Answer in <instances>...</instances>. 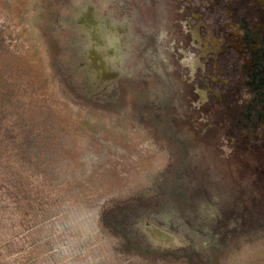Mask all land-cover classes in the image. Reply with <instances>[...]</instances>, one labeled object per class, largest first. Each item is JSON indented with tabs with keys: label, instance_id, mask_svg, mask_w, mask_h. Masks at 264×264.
Returning a JSON list of instances; mask_svg holds the SVG:
<instances>
[{
	"label": "rangeland",
	"instance_id": "rangeland-1",
	"mask_svg": "<svg viewBox=\"0 0 264 264\" xmlns=\"http://www.w3.org/2000/svg\"><path fill=\"white\" fill-rule=\"evenodd\" d=\"M140 9L0 0V264H264V0Z\"/></svg>",
	"mask_w": 264,
	"mask_h": 264
},
{
	"label": "bare ground",
	"instance_id": "bare-ground-1",
	"mask_svg": "<svg viewBox=\"0 0 264 264\" xmlns=\"http://www.w3.org/2000/svg\"><path fill=\"white\" fill-rule=\"evenodd\" d=\"M144 3L147 4L148 0H136L138 10L135 12V20H133V22H131L130 20L119 22L116 24L115 28L109 22L108 18L102 13H94V15L90 17L91 28L89 29V31L97 39L99 45L102 48V51L106 52V55L118 57L127 55V53L125 52V46L129 44L130 38L136 32H140L146 26L145 17L142 15V11L140 9V6ZM85 9L86 8L81 9L80 11V14L82 16H87ZM157 13L158 21H163L165 10L162 5L158 6ZM132 58L133 55L129 54V56H126L125 61L130 62ZM164 80L165 82L169 81V79H166V77L164 78Z\"/></svg>",
	"mask_w": 264,
	"mask_h": 264
},
{
	"label": "flooded vegetation",
	"instance_id": "flooded-vegetation-1",
	"mask_svg": "<svg viewBox=\"0 0 264 264\" xmlns=\"http://www.w3.org/2000/svg\"><path fill=\"white\" fill-rule=\"evenodd\" d=\"M261 1H263V0H261Z\"/></svg>",
	"mask_w": 264,
	"mask_h": 264
}]
</instances>
